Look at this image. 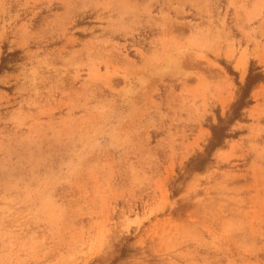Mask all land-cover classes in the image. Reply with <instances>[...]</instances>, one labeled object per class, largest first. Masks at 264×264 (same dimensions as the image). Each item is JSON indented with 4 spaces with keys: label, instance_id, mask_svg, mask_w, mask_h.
I'll list each match as a JSON object with an SVG mask.
<instances>
[{
    "label": "rangeland",
    "instance_id": "1",
    "mask_svg": "<svg viewBox=\"0 0 264 264\" xmlns=\"http://www.w3.org/2000/svg\"><path fill=\"white\" fill-rule=\"evenodd\" d=\"M4 50L0 264H264V80L176 183L264 78V0H0Z\"/></svg>",
    "mask_w": 264,
    "mask_h": 264
},
{
    "label": "trees",
    "instance_id": "2",
    "mask_svg": "<svg viewBox=\"0 0 264 264\" xmlns=\"http://www.w3.org/2000/svg\"><path fill=\"white\" fill-rule=\"evenodd\" d=\"M21 52L15 51L8 53L4 50L0 60V74L11 70L12 65L17 63L20 59ZM264 78L260 69L251 62L247 76L243 83H237V92L235 100L229 106L224 116L220 113L216 114V123H210L208 129L210 131V138L208 139L203 151L196 153L185 164L184 172L179 175L176 183L185 180L186 176L202 173L206 167L212 162L214 152L221 149L226 140L231 138V128L242 119L243 110L251 105V93L253 89L263 82ZM174 183V184H176ZM128 252V248L123 246L119 253L124 257Z\"/></svg>",
    "mask_w": 264,
    "mask_h": 264
}]
</instances>
